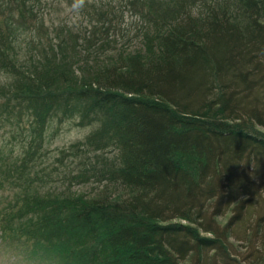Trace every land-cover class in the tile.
I'll return each mask as SVG.
<instances>
[{
	"label": "trees",
	"instance_id": "trees-1",
	"mask_svg": "<svg viewBox=\"0 0 264 264\" xmlns=\"http://www.w3.org/2000/svg\"><path fill=\"white\" fill-rule=\"evenodd\" d=\"M16 1L0 2V126L26 145L0 156L4 237L44 264H239L231 239L264 228V0H85L79 49L40 0ZM124 11L141 27L115 49ZM52 121L91 126L58 157L71 178L105 180L94 194L48 187Z\"/></svg>",
	"mask_w": 264,
	"mask_h": 264
},
{
	"label": "rangeland",
	"instance_id": "rangeland-1",
	"mask_svg": "<svg viewBox=\"0 0 264 264\" xmlns=\"http://www.w3.org/2000/svg\"><path fill=\"white\" fill-rule=\"evenodd\" d=\"M4 1L9 3L8 6L17 5L16 0ZM27 1H31L32 3L35 1L37 2V0ZM59 1L58 4L51 7L52 2L57 3V0H40L38 4L40 10L39 13L43 14L45 17H52L56 19L57 24L60 23L63 27L66 26L69 28L73 33V38H75V45L77 46V49H79L83 44L82 38L90 34L89 28L91 24L88 21V17L80 13L81 8L74 7L75 0ZM95 1L101 5L112 4L113 6L118 7V10H125L123 5H121L123 0ZM6 12H8V9ZM6 17L7 14L0 10V23H2ZM112 20L113 21L109 24V29L107 31V36L112 47L115 49L128 48L137 43V39L134 36L137 35L141 27L140 21L137 18L128 15V13L124 11V17L118 16ZM3 28H5V25ZM103 34L104 33L100 35V38L104 37ZM22 36H24V34H22ZM5 77L6 76L4 75L0 76V80L2 81ZM3 123L5 128L0 126V156L4 158L5 163H7V160L15 159V157L22 154L21 151L24 145H26V138L24 134H21L20 129L17 130L15 126L10 125L8 122ZM55 124V121H52L50 124V127L48 128V132H50L49 137L44 143H42L43 149L41 150L45 162H50L51 167L49 169L50 176L48 187L57 191L64 190L72 193L80 192L86 195L94 194L104 185L103 183L105 180L97 182L95 181V178H90L87 181H82L80 178H71L69 170L73 169L71 173L75 172V167L65 166L68 162L67 159L62 162L58 157L59 149L61 147L78 139H83L85 135L89 133L91 126H79L70 121L63 124L62 130L55 131ZM107 154L112 155L113 152L108 151ZM115 191L125 193L126 190L119 184L107 189L108 193ZM13 194L14 191L7 185L6 189L0 190V213L11 199V195L13 197ZM230 214L231 212L229 211L224 217H219L218 219L221 222H224ZM257 215V212L253 214V218L255 219ZM253 218L252 221H255ZM9 239H12L13 241H10ZM23 240L25 239L18 240V237L16 240L13 237L5 238L2 232H0V264H44L37 263V259L31 253V244L25 243ZM231 241L233 243V254L237 257L239 264H258L259 261H264V228L262 232L256 235L254 241L250 244L247 243L246 240L240 238H232ZM262 264H264V262Z\"/></svg>",
	"mask_w": 264,
	"mask_h": 264
},
{
	"label": "clouds",
	"instance_id": "clouds-1",
	"mask_svg": "<svg viewBox=\"0 0 264 264\" xmlns=\"http://www.w3.org/2000/svg\"><path fill=\"white\" fill-rule=\"evenodd\" d=\"M85 5V0H75L74 7L83 8Z\"/></svg>",
	"mask_w": 264,
	"mask_h": 264
}]
</instances>
